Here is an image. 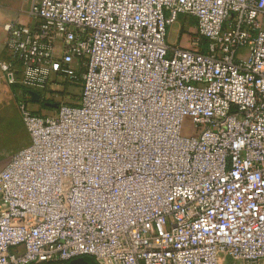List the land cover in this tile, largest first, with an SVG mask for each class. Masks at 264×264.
<instances>
[{
    "label": "built area",
    "instance_id": "1",
    "mask_svg": "<svg viewBox=\"0 0 264 264\" xmlns=\"http://www.w3.org/2000/svg\"><path fill=\"white\" fill-rule=\"evenodd\" d=\"M0 70L30 144L0 170V264H264V0H31ZM196 22L187 45L170 27ZM192 134L185 135V121Z\"/></svg>",
    "mask_w": 264,
    "mask_h": 264
},
{
    "label": "rangeland",
    "instance_id": "2",
    "mask_svg": "<svg viewBox=\"0 0 264 264\" xmlns=\"http://www.w3.org/2000/svg\"><path fill=\"white\" fill-rule=\"evenodd\" d=\"M31 0H0V34L2 25L6 22L18 20L29 24ZM196 22L194 19L182 16L177 23L170 27L168 43L187 45L190 37L195 36ZM4 42V40H3ZM81 95V87L70 84L53 83L43 94H38L36 113L53 116L62 104H77ZM192 120L185 121V135L192 134ZM30 139L27 129L18 117L0 119V163L22 149Z\"/></svg>",
    "mask_w": 264,
    "mask_h": 264
},
{
    "label": "crops",
    "instance_id": "3",
    "mask_svg": "<svg viewBox=\"0 0 264 264\" xmlns=\"http://www.w3.org/2000/svg\"><path fill=\"white\" fill-rule=\"evenodd\" d=\"M4 38H5V35L3 32L2 34H0V57L1 56L3 57L5 54L4 53V42L5 41L3 42ZM22 99H26L28 102L29 108L36 113L37 105H36V102L33 100L32 95L28 97L25 91L20 90L18 87L9 86L7 82L5 81V79L3 78L1 70H0V119L1 120H3V118L13 119L16 117L21 119L19 104ZM30 142H31V139H29L26 142L23 148L27 147L30 144ZM12 156L6 158L7 160H4L2 161V163H0V170L3 169L8 164Z\"/></svg>",
    "mask_w": 264,
    "mask_h": 264
},
{
    "label": "water",
    "instance_id": "4",
    "mask_svg": "<svg viewBox=\"0 0 264 264\" xmlns=\"http://www.w3.org/2000/svg\"><path fill=\"white\" fill-rule=\"evenodd\" d=\"M32 97L35 102H37L39 99L38 94H35V93L32 94ZM68 264H97V263L96 261L90 259L89 257H84V258L73 260L69 262Z\"/></svg>",
    "mask_w": 264,
    "mask_h": 264
},
{
    "label": "trees",
    "instance_id": "5",
    "mask_svg": "<svg viewBox=\"0 0 264 264\" xmlns=\"http://www.w3.org/2000/svg\"><path fill=\"white\" fill-rule=\"evenodd\" d=\"M25 93H27L26 91H25ZM90 259H92V258H90ZM92 260H94V259H92ZM95 261V260H94ZM68 264V263H67Z\"/></svg>",
    "mask_w": 264,
    "mask_h": 264
}]
</instances>
